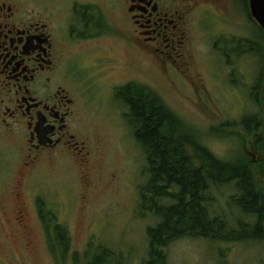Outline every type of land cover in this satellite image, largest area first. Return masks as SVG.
I'll list each match as a JSON object with an SVG mask.
<instances>
[{
  "label": "rangeland",
  "instance_id": "1",
  "mask_svg": "<svg viewBox=\"0 0 264 264\" xmlns=\"http://www.w3.org/2000/svg\"><path fill=\"white\" fill-rule=\"evenodd\" d=\"M102 5L115 23L108 0ZM252 18L214 20L205 22L201 33L193 30L190 49L195 80L184 72L186 65L163 60L159 64L133 49L125 39L127 23L123 21L119 23L121 41H114L110 28L100 39V48L91 50L88 43L72 47L82 59L86 56L87 63L101 56L117 59L110 58L115 62L105 67L106 75L89 85L90 186L84 183L87 179L81 169L71 164L72 157L40 180H21L16 177L20 154L11 140L0 138V264H86V255L93 256L101 247L112 252L108 264H147V229L158 219L140 208L142 187L148 180L147 159L129 124V110L117 97L129 84L145 86L159 96L183 120L187 133L216 156L232 162L245 160L264 192V28ZM110 85L117 87L115 97ZM260 118L255 129L254 120ZM73 155L76 160L78 155ZM17 193L25 200L30 241L14 220V209L21 203ZM37 193L39 211L33 205ZM235 194L234 183L211 188L213 214L226 216L234 227L239 218L254 225V217L246 218L230 203ZM50 212L70 235L65 258L58 255L53 227L46 229L44 224ZM249 232L252 236L239 240H176L167 248L168 264H264V235L258 239L254 231Z\"/></svg>",
  "mask_w": 264,
  "mask_h": 264
},
{
  "label": "flooded vegetation",
  "instance_id": "2",
  "mask_svg": "<svg viewBox=\"0 0 264 264\" xmlns=\"http://www.w3.org/2000/svg\"><path fill=\"white\" fill-rule=\"evenodd\" d=\"M102 1L107 0H0V138L11 140L20 154L21 180H40L72 157L90 186L89 85L101 81L105 67L117 59L101 56L87 63L72 47L88 43L98 49L110 28L114 41L120 39L123 21L133 49L159 64H184L195 80L193 30L201 33L202 25L214 20L253 17L251 0H108L118 21L112 23ZM116 88L110 85L112 97ZM17 196L14 220L30 241L25 200ZM33 205L39 211L38 193Z\"/></svg>",
  "mask_w": 264,
  "mask_h": 264
},
{
  "label": "trees",
  "instance_id": "3",
  "mask_svg": "<svg viewBox=\"0 0 264 264\" xmlns=\"http://www.w3.org/2000/svg\"><path fill=\"white\" fill-rule=\"evenodd\" d=\"M117 97L129 110V124L147 159L148 180L142 187L140 208L158 219L147 229V264H168L167 248L182 238L248 239L252 230L253 237L263 239L264 192L256 184L251 165L242 159L225 161L198 144L187 133L183 120L145 86L129 84L118 91ZM262 120H254L255 129ZM233 183L237 194L230 203L246 218L254 217V225L239 218L234 227L229 218L216 216L210 209V189ZM47 217L50 219H43L46 229L53 227L61 252L58 255L65 258L71 245L68 230L58 224L55 213ZM55 247L51 246L54 253ZM86 256V264H108L112 252L101 247L98 253Z\"/></svg>",
  "mask_w": 264,
  "mask_h": 264
},
{
  "label": "water",
  "instance_id": "4",
  "mask_svg": "<svg viewBox=\"0 0 264 264\" xmlns=\"http://www.w3.org/2000/svg\"><path fill=\"white\" fill-rule=\"evenodd\" d=\"M252 15L264 28V0H251Z\"/></svg>",
  "mask_w": 264,
  "mask_h": 264
}]
</instances>
